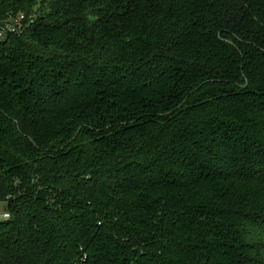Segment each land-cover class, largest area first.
Listing matches in <instances>:
<instances>
[{
	"label": "trees",
	"instance_id": "obj_1",
	"mask_svg": "<svg viewBox=\"0 0 264 264\" xmlns=\"http://www.w3.org/2000/svg\"><path fill=\"white\" fill-rule=\"evenodd\" d=\"M0 264H264V0H0Z\"/></svg>",
	"mask_w": 264,
	"mask_h": 264
},
{
	"label": "built area",
	"instance_id": "obj_2",
	"mask_svg": "<svg viewBox=\"0 0 264 264\" xmlns=\"http://www.w3.org/2000/svg\"><path fill=\"white\" fill-rule=\"evenodd\" d=\"M24 19V16L9 18L8 21H3V23L0 24V38H3L8 32H19L21 23ZM3 218H8L9 215L6 213L1 214Z\"/></svg>",
	"mask_w": 264,
	"mask_h": 264
},
{
	"label": "rangeland",
	"instance_id": "obj_3",
	"mask_svg": "<svg viewBox=\"0 0 264 264\" xmlns=\"http://www.w3.org/2000/svg\"><path fill=\"white\" fill-rule=\"evenodd\" d=\"M3 208H4V203H0V213H2Z\"/></svg>",
	"mask_w": 264,
	"mask_h": 264
}]
</instances>
